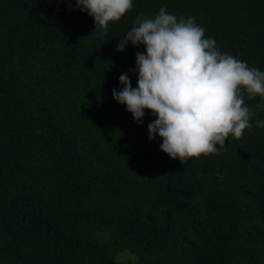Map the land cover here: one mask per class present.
Masks as SVG:
<instances>
[{
    "label": "trees",
    "instance_id": "1",
    "mask_svg": "<svg viewBox=\"0 0 264 264\" xmlns=\"http://www.w3.org/2000/svg\"><path fill=\"white\" fill-rule=\"evenodd\" d=\"M161 7L264 71V0H133L107 33L76 0H0V264H264L261 98L183 164L113 97L146 53L117 45Z\"/></svg>",
    "mask_w": 264,
    "mask_h": 264
},
{
    "label": "clouds",
    "instance_id": "2",
    "mask_svg": "<svg viewBox=\"0 0 264 264\" xmlns=\"http://www.w3.org/2000/svg\"><path fill=\"white\" fill-rule=\"evenodd\" d=\"M76 6L94 18V31L107 33L110 22L132 9L133 0H76ZM129 42L146 48L136 54L138 86L122 74L124 87L113 89V97L138 124L145 109L157 117L148 124L149 139L161 137L160 148L172 159L186 164L192 157L219 154L230 136L239 139L250 131L245 93L248 99L259 96L257 107L264 110V71L222 53L195 17L178 20L161 7L154 18L137 17L117 50ZM257 126L264 127V121Z\"/></svg>",
    "mask_w": 264,
    "mask_h": 264
}]
</instances>
